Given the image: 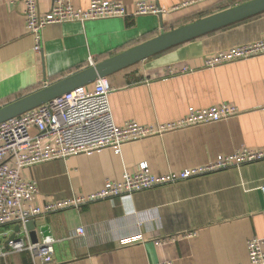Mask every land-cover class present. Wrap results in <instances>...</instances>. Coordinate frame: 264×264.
<instances>
[{"label": "crops", "instance_id": "1", "mask_svg": "<svg viewBox=\"0 0 264 264\" xmlns=\"http://www.w3.org/2000/svg\"><path fill=\"white\" fill-rule=\"evenodd\" d=\"M55 0H39L42 14ZM87 10L95 0H66ZM123 4L126 18L52 24L42 31V50L28 34L23 6L0 0V108L54 85L162 32L188 25L251 0H100ZM145 2L161 13L135 16ZM264 40V14L214 32L118 71L107 82L117 125L176 122L190 108L221 105L240 114L163 137L45 162L26 169L38 186L35 204L88 196L107 181L121 182L146 163L154 175L179 174L246 147L264 149V55L215 68L213 55ZM189 67L190 72L167 75ZM93 88V85H90ZM264 161L175 184L70 208L38 218L56 240L52 264H250L247 244L264 240ZM17 225L0 228V264H34L12 253ZM83 227L86 237L73 234ZM20 234L24 229H20ZM142 236L124 245L120 240ZM44 238L39 232V241ZM162 241V244L158 242Z\"/></svg>", "mask_w": 264, "mask_h": 264}, {"label": "built area", "instance_id": "2", "mask_svg": "<svg viewBox=\"0 0 264 264\" xmlns=\"http://www.w3.org/2000/svg\"><path fill=\"white\" fill-rule=\"evenodd\" d=\"M9 6L22 5L28 34L36 39V51L42 50V31L52 24L126 18L127 8L117 2L95 0L87 10H77L66 0H55L47 14L40 13L39 0H2ZM162 10L145 2L135 6V16L161 13ZM264 55V40L250 45L233 48L211 56L205 63L208 68L248 60ZM92 63L91 66H94ZM185 67L178 72L171 68L167 75L190 72ZM93 88L83 86L19 117L0 124V228L17 225L24 233L17 234L9 242L12 253H28L34 264H52L56 240L51 236L38 243L30 239L26 225L40 217L79 208L105 200L128 197L139 192L175 184L207 174L241 168L264 161V149L252 151L246 147L231 155L220 156L208 165L187 169L179 174L154 175L146 163L140 171L126 173L123 181H107L100 191L68 200L48 203L44 207L35 204L38 186L24 179L23 172L36 165L68 159L94 151L112 148L118 153L127 144L144 141L192 127L217 123L240 114L233 106L221 105L208 109L190 108L183 119L167 124L139 125L127 122L116 124L111 106L113 89L106 78L97 80ZM264 201V186L261 187ZM75 238L86 237L83 227L73 234ZM143 240L135 236L124 238L122 244H133ZM162 244L163 242H158ZM250 264H264V240L254 238L248 244ZM157 264H174L165 261Z\"/></svg>", "mask_w": 264, "mask_h": 264}, {"label": "water", "instance_id": "3", "mask_svg": "<svg viewBox=\"0 0 264 264\" xmlns=\"http://www.w3.org/2000/svg\"><path fill=\"white\" fill-rule=\"evenodd\" d=\"M262 14H264V0H251L169 32H162L158 37L0 108V124L58 99L77 88L92 85L101 78H107L118 71L129 68L170 49L232 27ZM26 229L33 243L39 242V232L43 238L51 236L50 229L47 226L40 227L38 232L36 220L29 222L26 225ZM19 231L20 227L16 226L15 234L11 237V240L16 239Z\"/></svg>", "mask_w": 264, "mask_h": 264}, {"label": "trees", "instance_id": "4", "mask_svg": "<svg viewBox=\"0 0 264 264\" xmlns=\"http://www.w3.org/2000/svg\"><path fill=\"white\" fill-rule=\"evenodd\" d=\"M250 20V19H249ZM248 21V20H247Z\"/></svg>", "mask_w": 264, "mask_h": 264}]
</instances>
